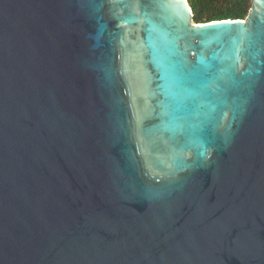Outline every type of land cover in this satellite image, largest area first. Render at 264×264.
<instances>
[{
  "label": "water",
  "instance_id": "95a60500",
  "mask_svg": "<svg viewBox=\"0 0 264 264\" xmlns=\"http://www.w3.org/2000/svg\"><path fill=\"white\" fill-rule=\"evenodd\" d=\"M0 264H264V0H0Z\"/></svg>",
  "mask_w": 264,
  "mask_h": 264
},
{
  "label": "trees",
  "instance_id": "16d2710c",
  "mask_svg": "<svg viewBox=\"0 0 264 264\" xmlns=\"http://www.w3.org/2000/svg\"><path fill=\"white\" fill-rule=\"evenodd\" d=\"M194 22L244 19L251 0H188Z\"/></svg>",
  "mask_w": 264,
  "mask_h": 264
}]
</instances>
